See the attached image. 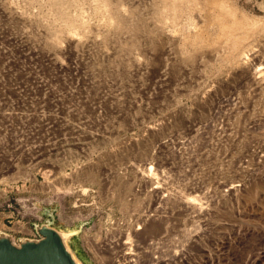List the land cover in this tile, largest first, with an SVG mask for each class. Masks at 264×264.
Returning <instances> with one entry per match:
<instances>
[{
	"label": "rangeland",
	"instance_id": "obj_1",
	"mask_svg": "<svg viewBox=\"0 0 264 264\" xmlns=\"http://www.w3.org/2000/svg\"><path fill=\"white\" fill-rule=\"evenodd\" d=\"M212 1L0 0V239L264 264V0Z\"/></svg>",
	"mask_w": 264,
	"mask_h": 264
},
{
	"label": "water",
	"instance_id": "obj_2",
	"mask_svg": "<svg viewBox=\"0 0 264 264\" xmlns=\"http://www.w3.org/2000/svg\"><path fill=\"white\" fill-rule=\"evenodd\" d=\"M0 264H75L64 244L57 238L21 247L0 239Z\"/></svg>",
	"mask_w": 264,
	"mask_h": 264
},
{
	"label": "bare ground",
	"instance_id": "obj_3",
	"mask_svg": "<svg viewBox=\"0 0 264 264\" xmlns=\"http://www.w3.org/2000/svg\"><path fill=\"white\" fill-rule=\"evenodd\" d=\"M212 6L215 7L217 9V13L214 17V19H218L219 23H220V27H221V30L225 31V30H232L230 34H233L234 31H237V30H241V33H240V36L237 37V40H236V44L237 46L240 45V44H243L242 41L240 40H247L249 38H252L253 37V33L250 32V31H247V30H244L243 29V24L241 22H237V21H229V20H224V19H228L230 18V16H233L232 12L228 9V7L226 6V3L224 0H213L212 1ZM233 19H236V18H233ZM253 42V41H252ZM255 55V54H254ZM244 65V64H243ZM260 70V68H258L256 71ZM256 74V73H255ZM235 186L233 185H230L229 187V190L230 192H232L234 190ZM66 236V235H65ZM6 238V237H4ZM7 239V238H6ZM47 240V239H46ZM10 241V240H9ZM64 244V246L66 247L68 253L71 255L73 261L75 264H80L76 259H75V256L69 251V248L65 245V241L61 240ZM11 243V241H10ZM37 243V242H36ZM12 244V243H11ZM13 245V244H12ZM135 254L132 253L131 251L130 252H125V257L124 259L128 260L127 263L128 264H139L135 259H133V256ZM257 257V256H256ZM263 257V256H262ZM172 260V259H170ZM166 263H168V261H164ZM256 262H258V260H251L249 263L247 264H257ZM154 263V259H150L148 264H153ZM158 263V262H157ZM156 263V264H157ZM121 264H124V263H121ZM262 264V263H261Z\"/></svg>",
	"mask_w": 264,
	"mask_h": 264
}]
</instances>
